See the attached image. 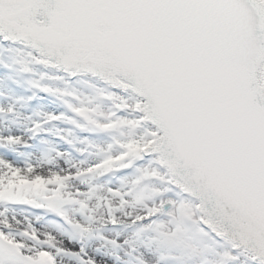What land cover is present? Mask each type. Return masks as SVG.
Segmentation results:
<instances>
[{"label":"snow or ice","instance_id":"snow-or-ice-1","mask_svg":"<svg viewBox=\"0 0 264 264\" xmlns=\"http://www.w3.org/2000/svg\"><path fill=\"white\" fill-rule=\"evenodd\" d=\"M0 264H264V0H0Z\"/></svg>","mask_w":264,"mask_h":264}]
</instances>
